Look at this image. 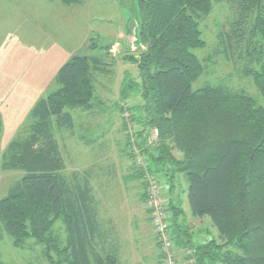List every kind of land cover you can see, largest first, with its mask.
<instances>
[{"label":"trees","instance_id":"trees-1","mask_svg":"<svg viewBox=\"0 0 264 264\" xmlns=\"http://www.w3.org/2000/svg\"><path fill=\"white\" fill-rule=\"evenodd\" d=\"M220 1L234 10L224 49L233 58L245 48L244 72L261 103L222 85L192 90L202 74L193 51L205 45L200 23L211 0H137L139 80L124 77L119 96L126 101L137 93L142 100L133 109L141 128L135 137L148 171L161 176L170 194L176 176L184 175L190 216L207 217L216 229L218 240L195 242L182 209L169 199V233L176 249L186 251L187 264H264V0ZM106 66L99 57L72 55L30 109L28 135L12 140L2 157L4 169L22 176L0 199V240L5 234L20 249L33 240L49 264H119L117 235L111 225L105 229L88 179L64 176L51 135L53 123L73 130L66 110L92 109L95 74ZM152 127L159 131L155 148L144 142ZM58 220L62 239L53 230Z\"/></svg>","mask_w":264,"mask_h":264},{"label":"rangeland","instance_id":"rangeland-1","mask_svg":"<svg viewBox=\"0 0 264 264\" xmlns=\"http://www.w3.org/2000/svg\"><path fill=\"white\" fill-rule=\"evenodd\" d=\"M233 19L234 10L225 1L211 0V10L200 23L205 45L193 51L202 74L191 87L196 90L207 84L222 85L243 91L261 103L254 80L244 72L241 57L245 48H240L233 58L224 49ZM138 25L137 0H81L75 4L0 0V199L22 176L18 170L3 168V154L18 135H28V113L53 87L58 69L72 55L102 58L107 63L106 72L95 74L92 109L66 110L73 118V130H59L53 123L52 143L62 161L64 176L70 181L88 179L105 229L109 224L117 235L119 264H158L156 239L143 194L145 172L136 163L138 156H144L135 137L141 128L133 109L140 107L142 100L137 93L126 101L119 96L124 77L139 80L137 62L143 47L137 40ZM104 47H110L109 56ZM43 48L44 55L35 56ZM29 54L35 57L29 59ZM155 129H146L145 147L157 145V129L158 136L151 143L147 141ZM172 152L181 158L179 152ZM135 172L140 180L135 178ZM147 172L151 174L148 168ZM156 180L168 189L161 176ZM186 193L184 175L176 176L168 196L182 209L194 241L218 240L209 218L190 216ZM53 230L64 238L61 221L54 224ZM33 243H27L29 248H15L4 234L0 240L2 262L49 264L42 256V247ZM179 249L178 259L186 261L184 250Z\"/></svg>","mask_w":264,"mask_h":264},{"label":"built area","instance_id":"built-area-1","mask_svg":"<svg viewBox=\"0 0 264 264\" xmlns=\"http://www.w3.org/2000/svg\"><path fill=\"white\" fill-rule=\"evenodd\" d=\"M158 136L155 129L147 136V141L152 142ZM136 163L141 165L145 172V189L143 191L145 203L148 208L151 228L156 239L158 264H180L178 260V250L174 246L169 233L167 204L169 196L166 188L160 184L155 176L147 172V163L141 156L136 158Z\"/></svg>","mask_w":264,"mask_h":264},{"label":"crops","instance_id":"crops-1","mask_svg":"<svg viewBox=\"0 0 264 264\" xmlns=\"http://www.w3.org/2000/svg\"><path fill=\"white\" fill-rule=\"evenodd\" d=\"M46 45H47V44H46ZM32 51H33V50H32ZM44 51H45V49L43 48L42 51H41L40 53H39V51H38L37 54L33 52V53H34L33 55L36 54L35 56H39V54H41V53H43V55H44ZM35 56H31V55L29 54V57H27V58L30 59L31 57H35ZM169 199H170V197H169ZM175 205H176V204H175ZM176 206H177V205H176ZM191 232H192V231H191ZM179 250H180V249H179ZM182 250H183V249H182ZM184 252L186 253V251H184ZM177 255H178V253H177ZM178 260H179V263H180V264H187V261H183V260H180V259H178Z\"/></svg>","mask_w":264,"mask_h":264}]
</instances>
